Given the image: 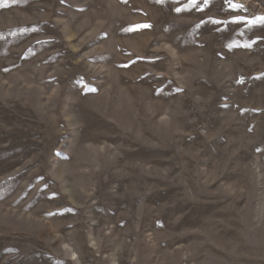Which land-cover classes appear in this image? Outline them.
I'll return each mask as SVG.
<instances>
[{
	"label": "rangeland",
	"instance_id": "1",
	"mask_svg": "<svg viewBox=\"0 0 264 264\" xmlns=\"http://www.w3.org/2000/svg\"><path fill=\"white\" fill-rule=\"evenodd\" d=\"M0 264H264V0H0Z\"/></svg>",
	"mask_w": 264,
	"mask_h": 264
}]
</instances>
